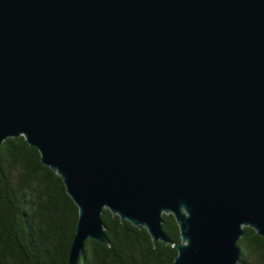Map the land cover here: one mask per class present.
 <instances>
[{
  "label": "water",
  "instance_id": "obj_1",
  "mask_svg": "<svg viewBox=\"0 0 264 264\" xmlns=\"http://www.w3.org/2000/svg\"><path fill=\"white\" fill-rule=\"evenodd\" d=\"M16 137L78 209L67 264L110 245L105 209L171 264H238L245 228L264 238V0H0Z\"/></svg>",
  "mask_w": 264,
  "mask_h": 264
},
{
  "label": "trees",
  "instance_id": "obj_2",
  "mask_svg": "<svg viewBox=\"0 0 264 264\" xmlns=\"http://www.w3.org/2000/svg\"><path fill=\"white\" fill-rule=\"evenodd\" d=\"M78 209L61 178L40 162L23 137L0 145V264H67ZM163 230L180 241L178 226L163 214ZM110 245L88 239L78 264H171L177 251L154 245L145 229L104 210ZM238 264H264V238L246 227L237 243Z\"/></svg>",
  "mask_w": 264,
  "mask_h": 264
}]
</instances>
